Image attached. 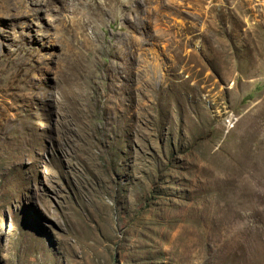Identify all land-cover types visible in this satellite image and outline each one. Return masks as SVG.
<instances>
[{"label": "rangeland", "instance_id": "1", "mask_svg": "<svg viewBox=\"0 0 264 264\" xmlns=\"http://www.w3.org/2000/svg\"><path fill=\"white\" fill-rule=\"evenodd\" d=\"M0 264H264V0H0Z\"/></svg>", "mask_w": 264, "mask_h": 264}]
</instances>
